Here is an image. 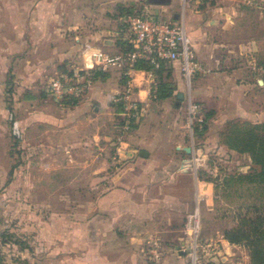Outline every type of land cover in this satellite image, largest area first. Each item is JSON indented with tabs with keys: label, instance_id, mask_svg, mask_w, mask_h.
<instances>
[{
	"label": "crops",
	"instance_id": "crops-1",
	"mask_svg": "<svg viewBox=\"0 0 264 264\" xmlns=\"http://www.w3.org/2000/svg\"><path fill=\"white\" fill-rule=\"evenodd\" d=\"M176 3L177 0L32 1L30 54L16 56L22 67L15 72V79L19 104L38 101L25 115L20 109L19 121L23 126L30 124L34 145L41 142L35 143L37 137L45 136L48 146L62 154L64 163L56 165L64 170L63 183L81 188L64 195V200L78 203L55 213L63 217V222L59 218L48 226L46 264H179L185 260L184 220L194 205L196 190L204 192L206 210L220 223L209 234L201 235L218 243L217 253L203 264H250L246 247L230 243L223 236L235 219L227 218V212L220 213L215 207L214 183L181 167V160L189 155L183 150L188 147L189 137L187 108L181 101L186 96V81L178 63L169 71L174 95L164 99L150 97L155 76L143 69L132 71L131 97L144 106V113L119 141V112L114 98L127 83L120 67L98 70L100 74L80 98L55 100L54 104L39 100L38 88L49 95L47 83L51 78L68 69L95 64V52L119 54L122 30L117 9L135 5L170 21L183 20L200 66L192 77L191 96L207 104L215 92L221 96L227 88V121L264 122V76H259L264 68L258 60V38L235 30L237 22H241L235 15L236 0H193L180 13L170 12ZM168 9L170 16L166 14ZM6 26L0 20V119L6 116L5 90L10 74ZM15 34L17 42L21 41L17 45L20 48L24 44L23 27L16 26ZM41 48L45 59L39 57ZM40 128L44 131L41 134ZM205 135L207 140L214 138L208 132ZM205 147L198 151L199 166ZM222 147L210 145L206 150L219 152ZM228 153L244 157L246 163L241 168H249L248 155L227 147ZM153 238L160 240L162 250L158 260L149 261L145 249Z\"/></svg>",
	"mask_w": 264,
	"mask_h": 264
},
{
	"label": "rangeland",
	"instance_id": "rangeland-1",
	"mask_svg": "<svg viewBox=\"0 0 264 264\" xmlns=\"http://www.w3.org/2000/svg\"><path fill=\"white\" fill-rule=\"evenodd\" d=\"M32 1L35 0H0V20H2V23L7 24L6 35L9 44L7 47L10 69L7 78L8 85L5 90L6 116L0 119V233L10 232L13 234V238L21 239L29 246V249L20 248L15 243H4L0 238L2 264H46L45 259L48 256L49 247L48 226L60 221L57 220L59 218L62 221L63 217H57L55 213L63 211L67 205L78 203V201L64 200V195L81 190L79 185L63 183L64 170L58 169L56 165L57 163H64L62 154L55 153L53 148L48 146L45 136L42 138L37 137L34 140L35 143L40 140L41 142L39 145H34L32 139L35 137L32 136L30 124L23 126L19 121L22 114L20 109H23L25 115L31 110L32 106H35L33 105L34 102L38 101V99H34L33 103L19 104V90L15 79V72L22 67L21 63L16 62V56L30 54L31 40L29 36L31 34L29 28L32 23ZM191 1L193 0L188 2ZM6 2L7 4H5ZM183 8V0H177L175 7L171 8L170 12L180 13ZM236 8L235 15L240 17L241 22H237L235 30L238 29L253 38L257 36L259 45L258 60L264 68V0H236ZM170 12L169 9L166 10L167 16H170ZM16 26L24 29V44L20 48H17L21 41L17 42ZM90 26H95V24ZM43 44L41 42L40 46ZM39 52V57L45 59L46 57H43L44 49L41 48ZM29 56L28 60L31 59V55ZM18 61L20 60L18 59ZM262 75L264 76V73L260 72L259 76ZM192 80L193 78L190 83L185 80L184 90L186 96L181 100L183 108L186 107L189 98L194 102L201 103L200 100H196L194 96L189 94ZM37 90L40 93H38L40 95L39 100L52 104L56 102L51 96L43 94L41 88ZM223 92L224 94L222 93L221 96L219 91L215 92L212 95L213 99L207 104L201 103L203 112L212 111V115L206 123L205 133L208 132L211 138L213 136L214 138L215 136L218 137V140L216 138L207 140L208 136L205 133L203 138L194 136L195 147H197L198 140L203 141V145H206L205 151H202L204 157L200 161L201 165L196 169L197 176L204 180L207 177L222 179L227 176V173L243 171L241 166L246 163L244 157L227 154V146L222 142L224 137L222 133L227 132V88L223 89ZM10 115H12V118H10ZM14 120L18 121L20 126V137H16L12 133V122ZM41 128L40 134L44 132ZM187 142L188 144L191 143L189 138H187ZM210 145L223 147L219 152L218 150L207 151L206 148L209 149ZM49 163L56 166V168L54 166L49 167ZM12 166H14V169L10 176L11 181L7 184L9 170ZM70 171L67 170L66 173H70ZM254 188V185H242L235 192L230 191L227 193V189L223 186L216 187L215 193L219 197L214 199L215 207L220 213L227 212V218L231 219L234 217V213L237 212L240 203L264 204L262 197L255 198V194L258 193ZM192 209L193 206L188 209L186 215ZM200 214L201 235L209 234L213 228L220 226L219 221H215L210 212L206 210L203 201L200 205ZM221 224L225 225L224 223Z\"/></svg>",
	"mask_w": 264,
	"mask_h": 264
},
{
	"label": "built area",
	"instance_id": "built-area-1",
	"mask_svg": "<svg viewBox=\"0 0 264 264\" xmlns=\"http://www.w3.org/2000/svg\"><path fill=\"white\" fill-rule=\"evenodd\" d=\"M189 0H183V7ZM201 1V0H198ZM122 23V39L127 41L131 49L120 52L117 55H107L100 51L93 54L95 64L87 67L73 68L69 73H60L51 78L47 83L49 95L57 100L80 98L91 87L95 71L104 70L109 66L116 65L122 69L127 76L126 87L115 98V102H122L124 117L120 126V136L128 131L132 125L137 124L144 113V106L131 97V74L136 67L137 61H149L156 68L160 61L176 62L185 80H190L196 71L200 70L189 37L187 36L183 20L178 18L174 21L162 18L156 13L147 9L140 12L129 13L120 16ZM149 75L154 76L150 70ZM186 128L188 131L190 153L181 160V167L193 171L199 167V148L194 146V127H202L203 109L197 102L188 100L186 104ZM12 118V115H10ZM12 133L16 137L21 136L18 121L12 122ZM215 151L214 149H211ZM194 195L193 209L186 215L184 223L185 242L182 250L185 260L179 264H203L207 259L218 251L216 240L205 239L201 236V214L200 205L205 194L202 190H196ZM215 197H219L218 194ZM145 254L149 261H156L160 258L162 246L158 238L150 239L147 242Z\"/></svg>",
	"mask_w": 264,
	"mask_h": 264
},
{
	"label": "trees",
	"instance_id": "trees-1",
	"mask_svg": "<svg viewBox=\"0 0 264 264\" xmlns=\"http://www.w3.org/2000/svg\"><path fill=\"white\" fill-rule=\"evenodd\" d=\"M118 21L122 29L120 16L140 12L144 10L143 7L133 6H119L118 7ZM130 44L121 39V52L130 50ZM174 62L160 61L159 66L154 68L153 64L149 61H137L134 64L136 69H143L145 71H152L155 76V85L151 88L150 97L156 99H164L172 97L174 94L175 86L173 81H170L171 67ZM72 69L63 71L62 73H69ZM99 71H95L96 77ZM74 99H63L62 101L69 102ZM116 109L119 112L117 119L118 133H120V126L123 124L124 117L121 115L123 110L122 102H116ZM212 111L204 112V119L202 127H194L195 136L203 138L206 130V122ZM132 125L131 127H134ZM224 136L222 142L228 147L233 149L236 153L241 155H248L250 158V166L247 171H236L227 173V176L222 179L219 177H207L206 180L214 183L215 188L223 186L230 191L235 192L242 185H254L257 191L255 198L264 199V123H252L248 121H239L230 119L227 121V132L222 133ZM203 142V141H202ZM198 140L197 147L202 148L203 143ZM208 151V150H207ZM186 156V155H185ZM14 166L9 170V176L12 174ZM235 224L226 228L223 231V236L230 243L243 245L248 250L250 264H264V204L262 203H240L237 212L234 213ZM0 238L4 243H15L20 248H28L29 246L23 240L13 238L10 232L0 233ZM3 259L0 256V264Z\"/></svg>",
	"mask_w": 264,
	"mask_h": 264
},
{
	"label": "water",
	"instance_id": "water-1",
	"mask_svg": "<svg viewBox=\"0 0 264 264\" xmlns=\"http://www.w3.org/2000/svg\"><path fill=\"white\" fill-rule=\"evenodd\" d=\"M178 96L181 97V94L178 95ZM183 150H184L187 154L190 153V148H189V147H184Z\"/></svg>",
	"mask_w": 264,
	"mask_h": 264
}]
</instances>
